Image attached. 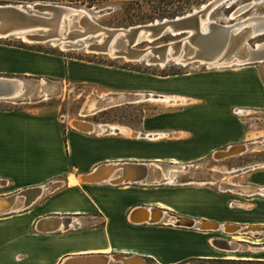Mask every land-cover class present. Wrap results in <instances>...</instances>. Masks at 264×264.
<instances>
[{"label":"rangeland","instance_id":"374dc122","mask_svg":"<svg viewBox=\"0 0 264 264\" xmlns=\"http://www.w3.org/2000/svg\"><path fill=\"white\" fill-rule=\"evenodd\" d=\"M177 1L139 0L136 3V1L132 0H107L97 7L71 6L82 7L91 11L93 20L102 26L127 27L155 19L173 17L166 14L173 11ZM206 1L208 0H201L196 6H193L186 12L198 8ZM237 8L241 9V11L232 16V11ZM160 13L163 15L158 17L157 15ZM261 14H264V0H230L213 9L209 14V19L223 24L240 20L246 16ZM147 15L153 16L151 19L145 18L143 21H139L140 17H147ZM182 35L171 36L164 33L161 37L151 42L141 40L136 46L140 48L147 44L166 43ZM100 37L95 36L94 38L100 40ZM87 39L90 40L92 38L88 37ZM262 40H264V35L249 40V43L253 44ZM0 42L17 47L40 49L75 60H86L95 64L120 69V71H125L129 74H121L119 76L117 73H95L88 71L85 73V76L95 78L102 84L124 83L130 86L129 88L119 89L88 82H65L47 77L3 75L23 80L25 85H29L26 90L28 94L40 93L42 90V92H45V96L38 99L32 98L28 101H20L19 98L0 99V110L51 113L56 116L62 126L64 124L69 125L74 118L86 119L95 123L135 124L140 117L144 116L149 125L159 128L156 132L164 133H161L163 136L150 140L153 143H147L141 147V150L145 151L146 157L171 155L179 159L185 157H189L190 159L175 164L180 168L185 164H189L182 170L180 168H175V170L173 168L169 169V176L174 178L173 182H160L159 180L166 176L165 171L158 166H150L149 176L151 178L146 179L144 181L145 184L136 183L135 186L142 187L145 191H157L164 188H186L204 193L201 200L191 201L186 204L185 214L192 217H205L216 220L231 218L238 222H244L243 220L246 218L253 221L264 218V203L252 202L244 206V202H247L245 199L247 194L239 198L238 195L220 190V187H225L233 189L238 193H249L251 190L257 189L259 193L258 197L264 199V167L261 166L264 163V97H258V105L254 107L240 108L241 104H250L252 102L246 93L238 91L233 86L236 80H250V78L258 77L264 89V62L226 67H209L207 64L199 61L186 65L167 61L164 65H159L145 63L141 59L129 60L124 57H115L109 52H89L88 50H84V48L67 49L61 45L49 42H25L14 35L0 37ZM236 48L237 40L232 39L227 53L230 54ZM233 81L234 83H232ZM37 82H41L42 85L32 89L33 84H37ZM128 89H139L142 90L139 92H144L146 95L143 94L140 99L122 97L123 95H120V93L128 92L124 91ZM170 91L179 92V94H172ZM150 92L154 95L147 94ZM155 93L163 95L167 93L165 95L169 94L171 100H159L160 96ZM98 94H108L110 96L98 97ZM178 95L182 98L172 101L173 97H178ZM94 103L95 105L93 106L92 104ZM235 108L240 113H233ZM5 123V125L10 124V122ZM181 131H184V136L182 135L178 141H173L175 136L182 134ZM24 134L26 135V133L20 131L5 140L8 142L18 141V144L22 143L20 146L22 147L25 141L24 138H26ZM19 136L21 139H17ZM153 136L156 135L153 134L151 137ZM237 137L239 140L234 142H242L247 145L245 151L242 153L215 159L213 152L216 149L208 152L211 147H223L227 141L236 140ZM160 140H164L165 144H162ZM154 141L160 142L155 143ZM2 142L3 139L0 138L1 173L13 171V176L19 180L40 177L48 172V166H45L47 164H40V162L39 164L32 163L37 167L31 168L29 171L11 167L13 166L11 163L13 162L14 166L16 164L18 166L21 165V162L25 159L24 151L20 148L16 150V154H13ZM27 142L42 143L46 142V140L43 141L39 134L35 140L32 139ZM164 163L169 164L168 162ZM254 164L258 167L247 170L245 173H241V170L236 171L244 166H254ZM247 173L252 174L249 177L250 182L253 185L262 186L261 189H258V187L250 189L232 185ZM1 177L0 195L12 193L18 189L12 185L9 178ZM188 180L190 181L188 182ZM186 181L187 183H185ZM20 205H22V200H19L17 204V206ZM5 215L7 214L1 216ZM169 217L170 214L167 215L166 219ZM240 217H243V219L241 220ZM166 219L165 221H168ZM120 223L121 218L119 215L110 218L108 222L109 237H116L120 241H127L122 231L119 233L113 230V227ZM188 230L194 231L196 234L183 235L180 233L175 235L172 237V240L178 241L177 248L175 247L176 249H173V251L169 250L168 252L159 249L156 251V254L163 256L168 253L173 257L185 258V260L174 264H257L253 261L264 260V231L258 232L255 236H252V233L242 234L246 240L239 241L240 245L236 251H229L212 246L209 243L210 248H208L206 238L209 237L210 240L211 238L221 237L230 240L229 236L233 233L224 232L219 229L216 231L206 230L204 231L206 234H203L200 229L192 227ZM163 238L166 240V237ZM202 252H206L207 256L205 257L224 260L196 259L197 257H201L196 254ZM143 259L148 264L156 263L145 257ZM226 260H233L235 262H226ZM112 264L118 263L113 262Z\"/></svg>","mask_w":264,"mask_h":264},{"label":"crops","instance_id":"0c3cea01","mask_svg":"<svg viewBox=\"0 0 264 264\" xmlns=\"http://www.w3.org/2000/svg\"><path fill=\"white\" fill-rule=\"evenodd\" d=\"M88 71L117 73L119 76L121 74H129L128 72L120 71V69L95 64L86 60H75L40 49L17 47L0 42V76L47 77L65 82H88L119 89L130 87L124 83L102 84L95 78L86 77L85 73ZM233 86L238 91L246 93L252 102L250 104H241L240 108L254 107L258 105V97H264V89L258 77L250 78V80H236ZM124 91H128L120 93L124 98L134 97L140 99L143 94L146 95L144 92H139L142 91L139 89ZM170 93L179 94V92L173 91H170ZM147 94L154 95L151 92ZM155 94L160 96L159 100H171L169 94L165 95L167 93H164V95L161 93ZM97 96L109 97L110 95L98 94ZM173 98L172 101H177L182 97L178 95V97ZM92 105L94 106L95 103ZM77 119L90 122L86 119ZM0 122V138L3 139V145L13 154H16V150L22 148L21 150L24 151L25 155V159L20 166L17 164L14 166L13 162L11 167L29 171L31 168L37 167L32 163L39 164L40 162V164H47L45 166H48V172L36 178L17 180L13 176V171L9 173L0 172V177L9 178L12 185L18 188L17 190L31 186H41L42 188V194L27 207H23L25 205L23 202L22 205L17 206L18 208L9 209L7 212L0 214V264H60L67 256L76 257L101 253L108 255L114 253L119 255L135 254L148 258L156 262L155 264H174L185 260L183 257H173L168 253L161 256L156 254V251L162 249L168 252L176 249L178 241H173L172 237L180 233L183 235H195L194 231L188 230L191 227L177 226L164 222L135 223L130 221L129 213L131 209L138 206H159L160 203L162 207L169 209L166 211L172 216L180 215L188 218L187 216L189 215L185 214L186 212L184 211L187 208L186 204L191 201L201 200L204 193L186 188H164L157 191H145L142 187L135 186L136 183L145 184V182L113 184L109 181L87 182L82 179L83 175L92 171L99 164L122 161L153 163L156 161L175 165L190 159L189 157L179 159L171 155L146 157V153L141 150V147L144 144L153 143L150 140L157 139L163 136L164 133L156 132L159 128L149 125L144 116L140 117L135 124L90 122L94 129L82 131L74 128L71 125L72 122L69 125H60V121L51 113L15 112L1 109ZM5 122H10V124L5 125ZM85 126L82 124L81 127ZM20 131L26 133V135L24 134L26 138H24L25 141L22 147H20L22 143L18 144V141L8 142L5 140ZM144 133L157 135L153 137L149 136L151 134L144 137L141 136ZM181 133V135L175 136L173 141H178L182 135L184 136V131H181ZM39 134L41 139L43 141L46 140V142H27L32 139L35 140ZM17 139H21V137L19 136ZM164 140H160L162 144H165ZM237 140H239L238 137L236 140L227 141L223 147L213 146L208 152H212L215 149L223 150L229 144L236 145L233 143H237L234 142ZM261 166L264 167V163ZM256 167L258 166H255V164L254 166L250 165L249 169H243L241 173ZM250 176L252 174L247 173L232 185L250 189L261 187L253 185L250 182L251 180H249ZM220 190L238 195L239 198L247 194L245 197L247 202H244V206L252 202L264 203V199L258 197L257 189L251 190L249 192L251 194L238 193L225 187H220ZM124 202L126 203L123 205ZM4 214L7 215L1 216ZM117 215L120 216L121 223L116 224L113 230L119 233L122 231L127 241L109 237L108 222L111 217H117ZM54 216L69 218L71 220L69 227H58L48 232L35 230L34 226L39 218ZM189 217L205 219L213 223L264 225V218L256 221L246 218L243 220L244 222H238L231 218L216 220L205 217ZM240 219L242 220L243 217H240ZM192 228L197 229V227ZM200 231L204 234L206 230ZM163 237H166V240ZM211 239L209 240V237L206 238L208 248H210L209 244L212 245ZM220 239L223 238L220 237ZM239 245L240 243H236V245L232 246L235 250L230 249L229 251H236ZM205 253L202 252L196 255L205 257L207 256Z\"/></svg>","mask_w":264,"mask_h":264},{"label":"water","instance_id":"95a60500","mask_svg":"<svg viewBox=\"0 0 264 264\" xmlns=\"http://www.w3.org/2000/svg\"><path fill=\"white\" fill-rule=\"evenodd\" d=\"M228 1L230 0H208L198 8L183 14L127 27L102 26L93 20V15L89 10L82 7L47 1L0 3V37L14 35L21 40L23 37L28 42H49L62 45L67 49L84 48V50L91 52L106 53L111 47V54L115 57L140 58L145 63H159L164 60L165 62L173 61L179 55L184 63L213 61L217 58L235 59L231 60L229 64H225V66L264 62V40L253 44L249 43V40L264 35V14L250 15L223 24L209 19V14L213 9ZM240 11L241 9L237 8L232 11L231 15H236ZM201 24L206 25L204 31L200 29ZM66 26L67 29L65 30ZM164 33L171 36L183 35L166 43L147 44L144 47L135 48L141 40L151 42ZM99 35L101 36L99 42L97 39H87ZM231 39L237 40V48L228 54L227 50ZM165 55H168L167 59H165ZM4 83L10 84L11 89L7 93H0V99L19 98L20 101H28L32 98L44 97L42 90L40 93L28 94L26 87L29 85H25L24 81L19 78L0 76V85ZM41 85L42 83L37 82V84H33L32 89ZM17 88L19 93L12 97ZM245 149L246 147L243 148V145L238 144L230 151H244ZM140 164L152 166V164L145 162ZM246 167L248 166H244V168ZM121 178L125 179L124 175ZM159 181L163 182L164 179ZM37 187L31 188L35 189ZM21 193H15V196H20ZM130 221L133 222V220ZM189 221L186 223H189ZM175 225H178V223ZM241 226H244V224H235V232L245 227L240 228ZM259 226H252V228L258 232L264 231V225ZM34 227L36 231L43 232L36 226ZM214 241H216L217 247L220 248H227L229 243L228 240L220 238H216ZM129 257L124 259L113 255L112 259L118 264H130ZM138 264H144V262L139 261Z\"/></svg>","mask_w":264,"mask_h":264},{"label":"bare ground","instance_id":"6f19581e","mask_svg":"<svg viewBox=\"0 0 264 264\" xmlns=\"http://www.w3.org/2000/svg\"><path fill=\"white\" fill-rule=\"evenodd\" d=\"M66 29H67V26L65 27V30ZM200 29L202 31H204L206 29V25L201 24ZM99 37H100V35H99ZM94 39H96V38H94ZM22 40L25 42H28L23 37H22ZM97 41L99 42V40H97ZM232 43H233V41H232ZM84 44H86V42H84ZM135 48H139V47L135 46ZM110 49H111V47L108 49V51L106 53L109 52L111 54L112 49L111 50ZM89 52H91V51H89ZM93 52H96V51H93ZM167 56L168 55H165V59H167L166 58ZM124 58H126V57H124ZM126 59H128V58H126ZM233 59L217 58V59H214L213 61H199V62L207 64L209 67H216V66L217 67H220V66L226 67L225 64H227V63L229 64L230 61ZM129 60H140V58L129 59ZM173 61L175 63L181 64V65L189 64V63H184L182 61V57L180 55L178 57H176ZM147 63H149V62H147ZM165 63L166 62L164 60L163 62L161 61L159 63H149V64L164 65ZM39 83H41V82H39ZM10 89H11L10 84L4 83V84L0 85V93H7ZM18 91H19V89L17 88L14 91V93H13L14 95H12V97H15L19 93ZM43 94H45V92H43ZM138 97H140V96H138ZM164 97H168V96H164ZM166 99H168V98H166ZM236 109L237 108H235V110H233V112L236 114L240 113V111H238V109L237 110ZM71 122H72L71 125L74 128H77V129L82 130V131H85V130L90 131V130L94 129V126L90 122L81 121V120H78L77 118L73 119ZM79 124H81V126H82V124L86 125V126L81 127V126H79ZM149 134H151V133H147V136ZM149 136H152V134ZM238 143H241V145H243V148L247 147V145L245 143H242V142L233 143L236 145L229 144V145L225 146L226 148L223 150L219 149V150L214 151L213 155H214L215 159L216 158L217 159L226 158V157H229L232 155L242 153L243 152L242 150L230 151L231 149H233V147L237 146ZM140 163H144V162L122 161V162L99 164L92 171L83 175L82 179H84V181H87V182L109 181L110 183H113V184H119V183H125V182L126 183L144 182L146 179L151 178L149 176L150 175V167H149L150 165L149 166L144 165V164L141 165ZM145 163L152 164V166H155V167L158 166L159 168H161L162 170L165 171L166 176L163 177V179H164L163 182H173L174 178L169 176L168 171L170 168L171 169L173 168L174 170H175V168H178V169L180 168L178 165H174V164H166V163L165 164H157V163H161V162H153V163L145 162ZM185 167H186V165H183V167H181L180 169L182 170ZM249 168H250V166H248L246 168L243 167L239 170H243V169L246 170ZM122 175H124L125 179L121 178ZM31 187H35V186H31ZM31 187H26V188L17 190L16 192H12L9 194L0 195V214L7 212L9 209L16 208L19 200H22V203L24 202L25 205L23 207H27L33 201H35L39 197V195L42 194V188H41V186H38L35 189L31 188ZM260 191L262 192V190H260ZM19 192H22L21 195L15 196V193H19ZM257 193H258V191H257ZM9 195H13V196L9 198V197H7ZM5 197H7V198H5ZM166 210H169V209L162 207V205L160 203H159V206L158 205H149L147 207L146 206L145 207L144 206H138V207H135L134 210L131 209V211L129 213V219L133 220V222H136V223L164 222V223H171L173 225L178 223L177 226L197 227L200 230H219L220 229V230L225 231V232L234 233L231 236H229L231 239L228 240L229 243H228L227 248L218 247V248L224 249V250H230V249L235 250V248L232 246L236 245V243L239 244L238 240H240V241L246 240L245 236L242 234L252 233L251 235L255 236L256 234H258V231L254 230V228H252V226H259L260 225V224H244L245 227L244 226L240 227V228L244 227L243 229H240L239 231L235 232V230H236L235 224H237V223H235V224L224 223V222L213 223V222L205 220V219H194V218H191L189 216H187L188 218H186L185 216L182 217L180 215L172 216L171 214H170V217L167 218L168 221H165L167 215H169L168 211H166ZM170 212H171V210H170ZM188 219H193V220L189 221ZM198 220H199V222H197ZM187 221H189V223H186ZM70 223H71V220L69 218H64L62 216H59V217L54 216V217H46V218L42 217V218H39L38 222L35 223V226H36V228L42 230L43 232H48L49 230H53V229H56L58 227L67 228V227H69ZM209 223H212L213 225L209 224ZM189 224H191V225H189ZM232 225H234V226H232ZM200 226H202V227H200ZM259 232H262V231H259ZM235 233H240V234H235ZM214 239H216V238L211 239V243H212V245L217 247L216 241H214ZM251 242H253V241H251ZM113 255H114V257L120 256L121 258H124V259L131 256V257H129L130 264H138L139 261L144 262V264H148L142 257H140L138 255H135V254L119 255L116 253L111 254V255L101 253V254H86L83 256H76V257L75 256H73V257L67 256L61 262H62V264H112L114 262L112 259ZM61 262H60V264H61Z\"/></svg>","mask_w":264,"mask_h":264},{"label":"trees","instance_id":"16d2710c","mask_svg":"<svg viewBox=\"0 0 264 264\" xmlns=\"http://www.w3.org/2000/svg\"><path fill=\"white\" fill-rule=\"evenodd\" d=\"M32 1H47V2H53V3H65L75 6H101L104 2L107 0H0V3H26V2H32ZM136 1L138 3L139 0H132ZM201 0H178L175 8L171 13H167V16H174L177 14H183L187 10H190L193 6H196ZM163 15L162 13L158 14L157 16L160 17ZM153 15H147V17H140L139 21H143L145 18L151 19ZM138 21V20H136ZM193 258V257H192ZM196 259H202V260H224V259H217L212 257H197ZM226 262H235L233 260H226ZM249 262V261H246ZM257 264H264V260H255L253 261Z\"/></svg>","mask_w":264,"mask_h":264},{"label":"built area","instance_id":"2783aa9c","mask_svg":"<svg viewBox=\"0 0 264 264\" xmlns=\"http://www.w3.org/2000/svg\"><path fill=\"white\" fill-rule=\"evenodd\" d=\"M235 110V109H234ZM237 110V109H236ZM141 136H147V133H144V134H142ZM260 188H262V186L261 187H259L258 189H260ZM36 230V229H35Z\"/></svg>","mask_w":264,"mask_h":264},{"label":"flooded vegetation","instance_id":"af4514ba","mask_svg":"<svg viewBox=\"0 0 264 264\" xmlns=\"http://www.w3.org/2000/svg\"><path fill=\"white\" fill-rule=\"evenodd\" d=\"M243 168V167H242Z\"/></svg>","mask_w":264,"mask_h":264}]
</instances>
